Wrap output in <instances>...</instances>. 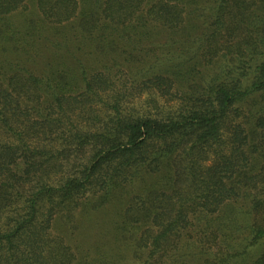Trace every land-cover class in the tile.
Returning a JSON list of instances; mask_svg holds the SVG:
<instances>
[{"label": "trees", "instance_id": "16d2710c", "mask_svg": "<svg viewBox=\"0 0 264 264\" xmlns=\"http://www.w3.org/2000/svg\"><path fill=\"white\" fill-rule=\"evenodd\" d=\"M255 246L264 264V0H0V264Z\"/></svg>", "mask_w": 264, "mask_h": 264}, {"label": "rangeland", "instance_id": "374dc122", "mask_svg": "<svg viewBox=\"0 0 264 264\" xmlns=\"http://www.w3.org/2000/svg\"><path fill=\"white\" fill-rule=\"evenodd\" d=\"M230 214L233 218L237 219V224L239 228H241V231H244V226L247 223V219H245V215L240 214L239 212H234L233 209H230ZM243 222V223H242ZM258 248V247H257ZM257 253L256 246L251 248L249 251V256H244V257H238L235 259L237 264H249L250 263V258H253Z\"/></svg>", "mask_w": 264, "mask_h": 264}]
</instances>
